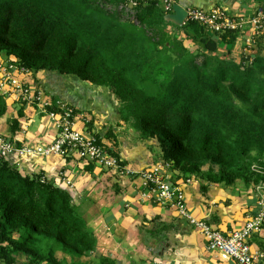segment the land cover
<instances>
[{"label":"trees","instance_id":"16d2710c","mask_svg":"<svg viewBox=\"0 0 264 264\" xmlns=\"http://www.w3.org/2000/svg\"><path fill=\"white\" fill-rule=\"evenodd\" d=\"M172 9L142 0H0V55L32 74L109 88L127 126L203 193L212 184L264 188V57L246 63L233 54L239 34L193 21L178 27L165 19ZM7 109L0 94V117ZM44 179L0 159V264H27L24 256L116 264L95 256L98 240L71 194Z\"/></svg>","mask_w":264,"mask_h":264},{"label":"crops","instance_id":"0c3cea01","mask_svg":"<svg viewBox=\"0 0 264 264\" xmlns=\"http://www.w3.org/2000/svg\"><path fill=\"white\" fill-rule=\"evenodd\" d=\"M185 8H222L231 15H252L264 0H178ZM249 34V32H248ZM244 52L246 63L256 55L264 57V38L252 46L239 43L233 51ZM14 57L0 55L4 68L17 67ZM11 70L33 91L43 89L54 107L73 109L76 129L88 137L101 135L102 142L123 160L122 170L106 169L75 156L44 157L28 153L3 158L23 175L43 174L44 180L69 192L79 216L97 238L95 256L108 254L116 264H238L224 254L210 250L206 236L176 207L159 203L147 194L136 172L164 164L160 150L142 142L120 116V102L109 88L95 86L76 75L41 71L23 75ZM1 75V74H0ZM0 94H2L0 92ZM8 109L0 117V140L18 149L48 147L59 131L56 121L30 104L4 95ZM17 122V125L15 124ZM1 151V143H0ZM129 171L131 173H129ZM171 183L185 192L187 209L195 220H205L229 235L264 210V188L210 185L206 193L193 176H182L173 167L165 170ZM252 252L262 255L264 264V225L250 239Z\"/></svg>","mask_w":264,"mask_h":264},{"label":"built area","instance_id":"2783aa9c","mask_svg":"<svg viewBox=\"0 0 264 264\" xmlns=\"http://www.w3.org/2000/svg\"><path fill=\"white\" fill-rule=\"evenodd\" d=\"M142 1L160 2L165 5L166 9L173 8V5L178 3V0ZM138 2L139 0H131V6L135 7ZM186 10L188 12L186 23L188 21L198 22L207 27L210 32L220 35L237 33L239 34L238 45L241 42L247 46H252L257 39L264 38V4L249 16L231 15L227 10L217 7L211 10L198 8H186ZM12 69H14L13 66L4 68L0 65V92L4 95H12L16 101L30 104L45 114L47 113L56 121L59 134L55 143L48 147L18 149L15 145L0 140V155L3 158L14 153L20 155L32 153L44 157L59 155L64 158L75 156L79 160L98 164L106 169L122 170L124 164L120 157L113 156L95 136L88 137L84 132L76 129L73 109L66 106L57 109L52 105L50 97L43 89L39 88L38 91H33L30 86L16 78V74L11 72ZM14 70L23 75L31 74L20 64ZM169 168H171V165L164 163L159 167L136 172V175L141 176V180L144 181L143 186L147 191L144 196L155 199L159 203L176 207L181 216L187 218L206 236L210 250L218 251L235 260L238 264H260L259 258L262 255L258 256L252 252L250 239L264 225V210L256 217L249 219L241 229L226 235L205 220H195L191 217L187 209L184 190L180 186L171 183L165 175V170ZM129 173L131 172L129 171Z\"/></svg>","mask_w":264,"mask_h":264},{"label":"water","instance_id":"95a60500","mask_svg":"<svg viewBox=\"0 0 264 264\" xmlns=\"http://www.w3.org/2000/svg\"><path fill=\"white\" fill-rule=\"evenodd\" d=\"M187 18L188 12L186 8L179 3L174 4L172 12L165 17L168 22H171L178 27H183L186 24Z\"/></svg>","mask_w":264,"mask_h":264},{"label":"rangeland","instance_id":"374dc122","mask_svg":"<svg viewBox=\"0 0 264 264\" xmlns=\"http://www.w3.org/2000/svg\"><path fill=\"white\" fill-rule=\"evenodd\" d=\"M83 220H84L86 226L88 227V224H87V221H86V218H85V217H84ZM18 259H19V262H22V261L25 262V261H26L27 264H28L29 262H31L30 257H29V258H26V257L24 256V257H19ZM98 260H99V259H94V264H97V263H98ZM23 262H22V263H23ZM31 264H33V263L31 262ZM38 264H42V263H38Z\"/></svg>","mask_w":264,"mask_h":264}]
</instances>
